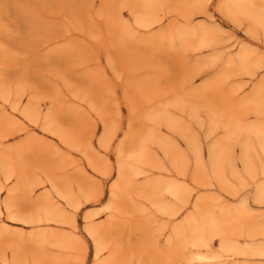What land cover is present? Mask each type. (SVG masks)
I'll use <instances>...</instances> for the list:
<instances>
[{
  "label": "rangeland",
  "instance_id": "rangeland-1",
  "mask_svg": "<svg viewBox=\"0 0 264 264\" xmlns=\"http://www.w3.org/2000/svg\"><path fill=\"white\" fill-rule=\"evenodd\" d=\"M229 1L0 0V264H264V0Z\"/></svg>",
  "mask_w": 264,
  "mask_h": 264
},
{
  "label": "bare ground",
  "instance_id": "bare-ground-1",
  "mask_svg": "<svg viewBox=\"0 0 264 264\" xmlns=\"http://www.w3.org/2000/svg\"><path fill=\"white\" fill-rule=\"evenodd\" d=\"M251 0H230L229 2H228V8L230 9V10H241L240 8H242L243 7V5L244 4H248L249 2H250ZM263 1V0H262ZM250 5V4H249ZM248 6V5H247ZM249 7V6H248ZM252 8H253V6H252ZM243 9V8H242ZM260 9H264V6H262V8H260ZM261 11V10H260ZM258 14V13H257ZM252 15H253V13H252ZM260 16H262V17H260V19L261 20H259L260 22H261V24H262V26L264 27V15L263 14H260ZM245 57V56H244ZM244 57L241 55V59L243 60L244 59ZM247 63V62H246ZM248 65V64H247ZM158 122V121H157ZM259 128V127H258ZM155 129V128H154ZM152 132H153V130H152ZM156 133H158V131L156 132ZM155 133V134H156ZM106 134V133H105ZM109 134V133H108ZM153 134V133H152ZM256 135L258 136V138H259V146H260V148L264 151V128H260V129H256ZM111 136V135H110ZM110 136H105V140L104 141H102V144H101V146H103V147H105V145H107V140L108 139H110ZM155 137H157V135L155 136ZM160 139V138H159ZM112 141V140H111ZM147 141H149V139L147 140ZM146 141V142H147ZM242 141V140H241ZM145 142V141H144ZM146 144V143H145ZM109 145H110V143H109ZM139 145V144H138ZM141 146H138V148H140ZM246 147H248V145L246 146ZM102 148V147H101ZM106 148V147H105ZM244 148H245V146H244ZM142 150H146V149H142ZM211 151H210V161H211V164L212 163H214V164H216L217 162L216 161H218L219 159H218V157H220L221 155H220V149H219V147L217 148V147H213L212 149H210ZM139 151V150H138ZM147 151V150H146ZM223 152V151H222ZM138 154H140L139 156H140V158L137 160V162H141L142 161V159H143V156H144V154L145 155H147L146 154V152L144 153L143 151H141V153H138ZM138 156V155H137ZM136 156V157H137ZM138 156V157H139ZM243 156H244V162L248 165L249 163H248V151L246 150V149H243ZM200 157H201V161H202V159H203V154L201 153V155H200ZM123 158V157H122ZM145 158V157H144ZM132 159V158H131ZM218 159V160H217ZM147 161V160H146ZM94 162V161H93ZM143 162V161H142ZM127 163V162H126ZM134 163L135 162H132V163H130V164H125L124 163V161L121 159L120 160V162H119V180H118V184L117 185H115L114 187H113V190H112V197H113V206L111 207L112 209L111 210H116L117 208H116V200H117V195H116V190H117V188L119 189V188H121V189H123L124 187H126V186H128V185H130L132 182V177H131V172L133 171V169H134ZM137 164V166H138V163H136ZM135 164V165H136ZM251 166V165H250ZM97 167V166H96ZM136 167V166H135ZM140 168V167H139ZM139 168H138V170H139ZM135 170H137V168L135 169ZM199 171V170H198ZM137 172V171H136ZM133 173V172H132ZM138 173V172H137ZM222 173V172H221ZM110 174V173H109ZM141 174V173H140ZM198 174H199V172H198ZM201 174V173H200ZM135 176V175H134ZM196 176V175H195ZM200 180H202V179H200ZM219 181V180H218ZM203 183V182H202ZM201 183V184H202ZM207 185V184H206ZM133 187V186H132ZM157 187V186H156ZM131 188V187H130ZM181 187H178V185H175V184H169V185H167V189L169 190V192L171 193V195H173V196H175L176 198H180V199H182V196H181V194L183 193V192H181L182 190L180 189ZM121 189H119V190H121ZM129 189V188H128ZM184 191V190H183ZM186 191V190H185ZM184 191V192H185ZM134 193V192H133ZM185 194H187L188 195V193H185ZM257 195L258 196H263L264 197V187L262 188V189H260V188H258V191H257ZM96 198V197H95ZM94 198H89L88 200L89 201H92ZM87 200V201H88ZM203 200V199H202ZM95 201H96V199H95ZM178 201V200H177ZM180 201V200H179ZM184 201V200H183ZM118 203V202H117ZM186 203H189V200H187V202ZM120 204V203H119ZM200 204V203H199ZM10 205V204H9ZM201 205H199V207H200ZM49 207V206H48ZM196 207V206H195ZM214 209V208H213ZM57 210V209H56ZM114 210V211H115ZM164 210L166 211L167 210V212H171V214H174L175 212L176 213H178L177 211H175L174 212V210L172 209V207L171 206H165V208H164ZM48 208L46 209V212L48 213ZM51 211V210H50ZM60 211V210H59ZM198 211H199V209H198ZM53 212V211H52ZM116 212H117V210H116ZM224 212V211H223ZM229 212V211H228ZM179 214V213H178ZM50 215V214H49ZM49 215H47V216H49ZM52 215H53V213H52ZM52 215H50V216H52ZM54 215H58V214H55V212H54ZM53 215V216H54ZM175 215H177V214H175ZM121 216V215H120ZM209 217L208 218H204V219H206V220H204L205 222V225H207L208 226V229L210 230V232H212V233H210V234H212V235H214V234H217V235H222V233H223V231H224V228H226V227H228V226H226V224H232V222H236L237 220H238V216H236V214L235 213H227V212H224V213H222L221 215H219V216H216V214H210V215H208ZM60 217V216H59ZM90 216H88V218L86 217V219H89L90 220V218H89ZM92 219V218H91ZM190 219H192V218H190ZM194 220V219H193ZM24 221V220H23ZM200 221V220H199ZM61 222L62 223H64V221H62L61 220ZM194 222V221H193ZM55 223H58V222H55ZM188 223H189V221H188ZM201 223V222H200ZM203 223V224H204ZM191 224V223H190ZM194 224V223H193ZM196 224V223H195ZM197 224H199V223H197ZM203 224H201L200 225V227L198 226L197 227V225H196V227L195 226H193L192 224L190 225V230H191V233L193 234L192 235V237L193 236H197V238L196 239H202V236L204 237L205 236V233L201 236V234L203 233V232H205V231H207L206 230V226L205 225H203ZM230 226V225H229ZM109 227V226H108ZM187 227V226H186ZM185 227V228H186ZM201 227H206L205 229H204V231L202 230L203 228H201ZM188 228V227H187ZM113 229V228H112ZM90 232H92L93 233V236H95L94 238V240H95V243H96V256L97 257H99L100 255H101V253L103 252V250L105 249V243H104V241H103V238H101V240L98 238V236L97 235H101L102 234V232L100 231L101 229L100 228H95V227H91L90 226V228L88 229ZM182 230H184V228L182 229ZM182 230H180V229H178L177 230V234H179V235H183V233H181V231ZM201 231H203V232H201ZM200 232H201V234H200ZM109 235V234H108ZM97 237V238H96ZM112 237V236H111ZM206 237V236H205ZM211 237V236H210ZM214 237H217L216 235H214ZM222 237V236H221ZM224 237V236H223ZM59 238V237H58ZM194 238V239H195ZM60 240L62 239L61 237L59 238ZM65 239V238H64ZM110 239V238H109ZM223 240V243H222V247H223V250L225 251V253H228V252H232V254L235 256V255H239L240 253V250L241 249H239V247L236 245H233V246H229L228 247V243H227V241L225 240V238H222ZM106 240H107V238H106ZM62 241V240H61ZM195 241V240H194ZM5 242V241H4ZM69 242V241H68ZM183 242V241H182ZM201 242V241H200ZM204 242H205V240H204ZM203 242V243H204ZM197 243V242H196ZM131 244V243H130ZM207 244H208V242H207ZM69 245V244H68ZM109 245V244H108ZM126 245V244H125ZM181 245V244H180ZM197 245V244H196ZM199 245V244H198ZM111 246V245H110ZM131 247V246H130ZM264 247V246H263ZM262 247V249H260V250H264V248ZM115 248H116V246H115ZM107 249V248H106ZM128 249V248H127ZM116 250V249H115ZM114 250V251H115ZM120 251V250H119ZM110 253H112V252H110ZM19 254V253H18ZM122 256V255H121ZM196 257H197V255H196ZM232 257V256H231ZM231 257H226V259H229V258H231ZM18 258V262H17V264H22L21 263V261H20V258L19 257H17ZM16 258V259H17ZM198 259V261L199 262H205V261H212V259L214 258L213 256H207V257H202V256H200V257H197ZM222 258V257H221ZM196 259V258H195ZM227 261V260H226ZM44 262V261H43ZM223 262H225V261H223ZM117 263V253L116 252H114V254L109 258V260H107L104 264H116ZM221 264H228L227 262H225V263H221Z\"/></svg>",
  "mask_w": 264,
  "mask_h": 264
}]
</instances>
